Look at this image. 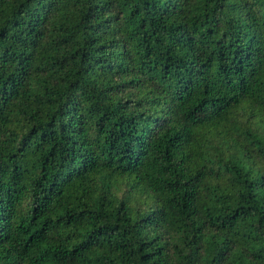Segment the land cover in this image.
Instances as JSON below:
<instances>
[{"label":"trees","instance_id":"1","mask_svg":"<svg viewBox=\"0 0 264 264\" xmlns=\"http://www.w3.org/2000/svg\"><path fill=\"white\" fill-rule=\"evenodd\" d=\"M0 264H264V0H0Z\"/></svg>","mask_w":264,"mask_h":264}]
</instances>
